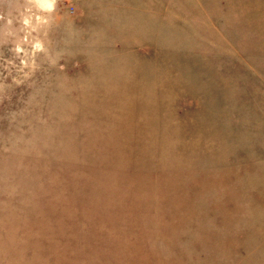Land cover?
Masks as SVG:
<instances>
[{"label": "rangeland", "instance_id": "1", "mask_svg": "<svg viewBox=\"0 0 264 264\" xmlns=\"http://www.w3.org/2000/svg\"><path fill=\"white\" fill-rule=\"evenodd\" d=\"M0 264H264V0H0Z\"/></svg>", "mask_w": 264, "mask_h": 264}]
</instances>
